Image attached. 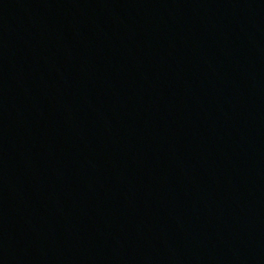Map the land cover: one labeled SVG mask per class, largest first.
Here are the masks:
<instances>
[{
  "label": "water",
  "instance_id": "water-1",
  "mask_svg": "<svg viewBox=\"0 0 264 264\" xmlns=\"http://www.w3.org/2000/svg\"><path fill=\"white\" fill-rule=\"evenodd\" d=\"M0 264H264V0H31Z\"/></svg>",
  "mask_w": 264,
  "mask_h": 264
}]
</instances>
